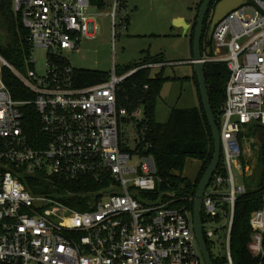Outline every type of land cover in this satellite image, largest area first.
I'll return each mask as SVG.
<instances>
[{"label": "built area", "instance_id": "2783aa9c", "mask_svg": "<svg viewBox=\"0 0 264 264\" xmlns=\"http://www.w3.org/2000/svg\"><path fill=\"white\" fill-rule=\"evenodd\" d=\"M11 1L28 30L30 53L25 70L0 54V264H204L191 212L174 206V193L158 190L161 178L147 154L143 109L129 113L117 97L126 78L164 63L79 86L78 69L61 51H78L83 39L95 37L91 0ZM119 3L110 13L113 46L118 31L126 29L117 20ZM212 43L213 55L204 56V63L224 62L229 70L219 128L226 176L215 172L206 188L202 230L211 258L234 264L235 203L247 187L235 185L231 166L245 173L240 133L252 123L264 126V0H249L227 14L215 26ZM35 48L46 50L43 75L33 69ZM4 67L32 98H13L2 79ZM25 105H33L40 120L32 141L23 124ZM127 122L136 128L135 149L124 136ZM135 155L137 164L131 162ZM64 184L94 189L63 192ZM261 199L249 219L247 245L257 264H264V192Z\"/></svg>", "mask_w": 264, "mask_h": 264}, {"label": "trees", "instance_id": "16d2710c", "mask_svg": "<svg viewBox=\"0 0 264 264\" xmlns=\"http://www.w3.org/2000/svg\"><path fill=\"white\" fill-rule=\"evenodd\" d=\"M119 1V10H122V8L125 7V0ZM217 1L219 0H214L210 5L204 21V30L201 40L202 53H205L207 48L210 47V55H213V43L212 40L209 41L207 39V34L211 23L213 8ZM91 2L99 6L105 4L104 0H91ZM202 2L203 0H200L199 4L196 6L197 12L193 19L190 34L188 35L191 49L197 13ZM0 31L6 37V45L0 48V54L16 69L25 70L29 67L27 62V57L30 53L28 30L22 25L20 16L14 12L11 0H0ZM165 61L162 55L155 57L148 56L139 64L127 66L118 73L122 75L139 66L151 63H165ZM204 70L211 109L215 122L220 128L225 99V86L229 78V70L224 62H206L204 63ZM164 71L165 67L153 74L151 68L138 70L124 80L117 92V97L118 102L127 107L129 113L138 107L143 109V120L147 125V133L145 136L150 144L147 154H151L155 158L158 175L161 178L158 190L161 192L169 191L174 193L176 196L174 206L177 208L186 206L187 210L192 214L198 183L212 160L214 143L211 129L201 103L195 74L193 75V83L199 98L198 106L188 109L173 107L167 121H157L155 117V108L158 100L161 98L164 83L171 79V76L165 75ZM107 77L108 73L99 70L80 69L76 72V79L79 86L103 82ZM2 79L15 100L32 98L28 89L12 71L6 67L2 69ZM145 85H147L148 88L145 89ZM21 110L23 111L24 128L32 141L39 133L40 120L38 113L33 105L22 106ZM248 136H256L258 139L259 165L257 169L262 168V170L258 174L256 186L251 187L252 189L247 188L246 193L239 196L235 203L231 237V251L234 264H257V260L250 256L247 245L250 241L251 234L249 219L252 213L262 206L261 196L264 192V126L258 123L249 124L247 131L240 133L241 145L243 144V140ZM187 158L200 160L203 163L195 183L183 179L179 175L184 169ZM242 163L244 167H246L243 160ZM216 172L226 176L222 157ZM93 189L92 186L70 187L67 184L61 187V191L63 192H66L65 190H70L83 193ZM71 203L77 209H85L75 202ZM207 247L210 251L208 242ZM212 261L213 264H219L218 261H221V259L212 258Z\"/></svg>", "mask_w": 264, "mask_h": 264}, {"label": "rangeland", "instance_id": "374dc122", "mask_svg": "<svg viewBox=\"0 0 264 264\" xmlns=\"http://www.w3.org/2000/svg\"><path fill=\"white\" fill-rule=\"evenodd\" d=\"M197 1L199 0H127L128 8L117 13V20L122 25L124 21L121 19H127L128 15V25L126 24L128 29L118 31L114 46L110 13L115 0H104L103 6L91 3L89 12L97 24L95 37L83 39L78 51H61L62 56L72 68L99 70L109 75L113 72L119 74L121 69L139 64L145 57L163 55L165 60L173 64L165 67V75L171 76V79L164 83L162 97L155 108V117L157 121L165 122L173 107L188 109L199 104L196 88L191 81L193 67L188 63H179L191 57L190 39L189 36H185L183 30L175 27L172 20L173 15L193 19ZM5 43L6 37L0 31V48L5 47ZM45 65L46 50L35 48L33 69L38 75H43ZM155 72L157 70H152V74ZM123 132L128 145L135 149L137 132L134 122L125 123ZM242 146V160L247 167L246 173L251 161L258 156L257 137H246ZM138 161V155L131 160L134 164ZM256 169L251 175L245 176L242 169L232 163L235 185H245L248 189L255 187L262 168ZM205 227H210V223H206ZM211 251L213 254L216 253L214 248H211Z\"/></svg>", "mask_w": 264, "mask_h": 264}, {"label": "water", "instance_id": "95a60500", "mask_svg": "<svg viewBox=\"0 0 264 264\" xmlns=\"http://www.w3.org/2000/svg\"><path fill=\"white\" fill-rule=\"evenodd\" d=\"M214 0H203L201 3L198 13L197 21L194 29V37L192 42V64L194 72L197 79L198 89L201 97V103L208 120L211 134L214 143V153L212 160L210 161L207 169L205 170L203 176L199 180L198 187L196 190L193 212H192V224L193 231L195 234L196 241L198 243L199 251L202 255L204 264H213L210 252L205 242L202 230V201L206 191L207 186L209 185L214 173L216 172L220 160H221V140L219 127L217 126L214 115L210 105V98L208 93V88L206 84V76L204 70V56H210L211 48L208 47L205 53H202L201 50V40L204 30V21L211 3ZM249 0H219L215 3L211 18L210 27L207 34V39L212 40V34L215 26L219 21H221L227 14L234 11L235 9L247 5ZM259 151V149H258ZM259 156L255 157L249 166V170L246 172V175H251L253 171L259 165ZM203 166L202 161L194 160L192 158H187L185 162L184 169L181 174H179L183 179L189 180L192 183L197 181L201 168Z\"/></svg>", "mask_w": 264, "mask_h": 264}, {"label": "crops", "instance_id": "0c3cea01", "mask_svg": "<svg viewBox=\"0 0 264 264\" xmlns=\"http://www.w3.org/2000/svg\"><path fill=\"white\" fill-rule=\"evenodd\" d=\"M199 2H200V0L199 1H197V3H196V5H195V8H196V6L199 4ZM125 9L126 8H128V5H127V0H125V7H124ZM124 8H122V10H124ZM121 10V11H122ZM195 12H197V11H195ZM196 15V14H195ZM195 15H194V17H195ZM194 17H193V19H194ZM193 19H186L185 17H183V16H180V15H173L172 16V20H173V23H174V25H175V27H177V29H181V30H183L184 31V33H185V36H188L189 34H190V31H191V27H192V23H193ZM122 21H124V23L122 24V25H126L127 24V21H128V15H127V19H121ZM121 25V24H120ZM121 25V26H122ZM128 25V24H127ZM126 29H128V26H126ZM122 31V30H121ZM162 57H163V55H162ZM164 58V57H163ZM165 60V59H164ZM181 62H183V63H188V64H191L192 65V67H193V64L191 63L192 62V49H191V57H190V59L189 60H186V61H179V63H181ZM164 63V62H163ZM170 64H173L171 61H165V63H164V66H162V67H159V68H151L153 71L154 70H157V71H159L161 68H163V67H167L168 65H170ZM147 65V64H146ZM139 67H141V66H139ZM115 69H116V67H115ZM193 69V74L191 75V81L193 82V75L195 74V72H194V68H192ZM194 84V83H193ZM195 86V85H194ZM196 88V87H195ZM161 95H162V93H161ZM162 97V96H161Z\"/></svg>", "mask_w": 264, "mask_h": 264}]
</instances>
